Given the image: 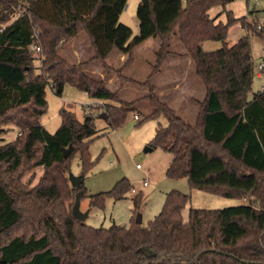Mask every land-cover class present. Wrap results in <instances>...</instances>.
Masks as SVG:
<instances>
[{"label": "trees", "instance_id": "trees-1", "mask_svg": "<svg viewBox=\"0 0 264 264\" xmlns=\"http://www.w3.org/2000/svg\"><path fill=\"white\" fill-rule=\"evenodd\" d=\"M234 0H141L136 17L139 33L120 22L128 0H0V264H264V90L253 92L254 59L250 35L228 42L231 27L242 23L226 6ZM226 11V21H216L213 9ZM43 50V64L35 73L32 53L35 33ZM86 32L94 55L70 63L59 52ZM178 36L190 57L205 96L195 100L193 124L156 93L154 79L162 72ZM159 38L155 62L144 81L124 75L135 49L145 40ZM208 41L221 48L204 51ZM127 55L113 70L109 54ZM117 74L122 83L146 90L142 99L124 101L107 87V76L86 72L92 62ZM264 73V70L262 71ZM105 102V114L85 115L81 122L62 109L61 125L52 134L41 117L47 112V87L61 96L66 85ZM140 100L152 110L139 123H158L149 143L172 154L166 170L171 179L189 180L190 187L223 198L243 201L223 209H183L191 196L167 193L161 213L146 227L133 218L129 226L93 228L74 218L79 197L103 209L107 198H125L132 183L122 178L109 191L88 195L83 179L94 167L89 145L100 137L98 121L110 130L122 126ZM140 115V114H139ZM141 116V115H140ZM17 137L6 140L8 129ZM70 144L74 152L64 157ZM80 154L81 184L69 181L71 162ZM43 168L35 186L25 181L27 172ZM141 192L134 197L139 210Z\"/></svg>", "mask_w": 264, "mask_h": 264}, {"label": "rangeland", "instance_id": "rangeland-1", "mask_svg": "<svg viewBox=\"0 0 264 264\" xmlns=\"http://www.w3.org/2000/svg\"><path fill=\"white\" fill-rule=\"evenodd\" d=\"M252 7L253 4L250 3L248 5L245 0H234L226 6V10L232 11L235 16L241 17L246 15L249 10H252ZM259 9L264 11V3L259 5ZM218 10L221 12L223 9L215 8L212 12ZM131 16L137 19L136 7H134L133 3L129 6L128 16L125 18L127 19V23H130L132 26L134 23L130 18ZM235 26L230 29L228 41L231 43V41L233 42L234 40H237L240 35L242 36L245 33H248L250 35V51L254 59V67L259 63L264 62V36L246 29L240 32ZM155 42L159 41L156 37H152L150 41L145 43L137 51L136 63L131 67L130 71L127 73L124 72L125 76H130L129 78L138 81L146 80V77L151 72V65L156 59ZM182 47L183 45L180 38L178 36L174 37L170 50L177 52V50H180ZM220 48L221 43L215 41H208L202 46V49L206 52ZM39 67L40 62L36 59L35 73L41 71ZM192 72L195 74V68H193V71L188 70V73H191V75H193ZM257 73H259V70L256 69L253 78V91L260 90L264 87V73H259L262 74L261 77H258L256 75ZM106 76L107 87L109 86L110 89L112 88L115 90L116 86L129 87V90L125 91L115 90L124 101L131 102V100L142 99L147 94V92L146 94L141 93L142 89H139L132 84L122 83L116 73L109 75L106 73ZM112 76H115V78L113 82L110 83L109 81ZM95 78L99 79L101 77ZM199 83H201L200 80ZM202 87L203 91H205L203 84ZM196 88L199 87L197 86ZM194 96L197 98L200 97L199 94H194ZM63 97L66 98L64 106H66V108H70L71 106L74 108L76 107L75 116L80 121H83L82 104L85 102L91 103L92 100H90V97L84 95L83 92L76 89L74 90L72 87L67 88ZM163 98L169 100L170 104L175 108L176 113L183 116L187 122L191 124L195 122L192 116L183 114L185 109L183 104L180 102L177 103L170 93H163ZM46 99L48 108L47 112L41 117V119L47 121L46 128L51 133L62 123V119L59 115L62 104L60 98L53 93L49 86L47 87ZM91 108L97 109L94 112L96 118L101 117V114H105L104 104L91 106ZM151 110L152 106L149 101L140 100L136 105V111L132 112V114L128 116L126 122L122 126L116 128V130L108 129L104 118L99 119L98 128L100 130L102 129L100 137L92 141L89 145L91 157L92 160L95 161V164L83 179L84 187L87 190L86 194L96 195L109 191L122 178L129 180L132 183L133 188H135V191L128 192L123 199L115 200L114 198H107L103 209L90 206V198L82 201L80 210L82 212L89 211L88 219L83 222L85 225H89L93 228H109L112 225L129 226L133 218H136L137 222L146 227L152 219L161 213L166 201V194L173 190L191 196V201L183 209V218L185 221H188L191 209H223L244 203L241 200L231 198L226 199L199 189H193L190 187L189 180L186 178L176 180L167 177L166 170L172 160V154L165 150L163 151L161 148H153L149 145L155 136L157 124H166V119L163 117L159 120H148L141 124L139 123ZM134 114H137L138 117H140V120H135ZM17 134V129L9 128L4 137H6V140H13L17 137ZM138 165L140 168L137 167ZM71 166L72 173L76 175L81 173L82 166L79 153L73 158ZM42 174L43 168L39 167L27 172L24 176V180L30 181L31 186H35ZM145 182H147L146 185ZM139 192L142 193L144 198L142 206L139 210H136L133 200L135 195Z\"/></svg>", "mask_w": 264, "mask_h": 264}, {"label": "crops", "instance_id": "crops-1", "mask_svg": "<svg viewBox=\"0 0 264 264\" xmlns=\"http://www.w3.org/2000/svg\"><path fill=\"white\" fill-rule=\"evenodd\" d=\"M141 2V0H128L127 5H126V9L125 11L121 14L120 16V22L124 23L127 26H131L130 23H127V19H125L128 16V11H129V6L132 5V3L134 4V7H136V12L138 9V5ZM227 11V10H226ZM226 11H214L212 12V14L214 16H218L216 21H226ZM236 18H239L238 16H235ZM132 22L134 23L131 27L133 29V33L134 35H137L139 33V25L140 23L138 22V19H135L133 16L130 17ZM237 28V30H240V32H242V30L237 26H235ZM230 32V31H229ZM242 36L240 35L239 38H241ZM239 38L237 40H234L233 42L231 41L230 45L234 44L235 42H237L239 40ZM151 38L145 40L144 43H142L140 46H138L135 51H134V59L133 61L130 63V65L128 67H126L124 70L125 73H127L128 71H130L131 67L134 66V64L136 63V54L137 51L148 41H150ZM159 41V38H156ZM74 41L72 43H70L69 45H67L66 47H63L59 54L61 57L65 58L66 60L70 61L71 63H80L83 60H89L93 57L94 55V51L93 48L91 46V41L88 38V35L86 34V32H82V34L78 35L77 37H75L73 39ZM157 41V40H154ZM160 45V41L159 42H155L154 46L156 48V51L158 50V47ZM222 47V46H221ZM218 50V49H217ZM155 51V53H156ZM214 51V50H211ZM173 52V51H172ZM175 54L169 56V58L167 59V61L164 63V65L162 66V72L154 79V85L156 86V90L157 93L160 97V99L162 101L167 102L172 108V104H170L169 100L164 99L163 98V93H170L172 95V97H174V100L178 103H182L184 106V113L185 115H189L192 116L194 118V120L197 117V110H198V105L196 104L195 100H202L205 96V91H203V87L202 84L199 83V78L195 74L192 72L193 75H191V73H188V70L193 71L194 68V64L192 62V59L190 57L185 56V49L184 47H182L180 50L178 49L177 52H173ZM110 56L107 59V64L110 68H112L113 70L115 69H119L121 68L125 61L127 60V55H123L122 53H120L118 50H114L113 52H111L109 54ZM86 71H88L91 75H93L94 77H101L104 78L106 76V72L104 71L102 65L100 62H92L90 63L87 68ZM258 77H261L262 74L257 73L256 74ZM130 77V76H129ZM115 76H112V78H110V83L113 82ZM199 88H196V87ZM68 87H72L69 84L66 85L65 87V91L66 92ZM109 87V86H108ZM73 88V87H72ZM75 90V88H74ZM111 90H113L111 88ZM115 90H120V91H125V90H129V87L127 86H116ZM113 90V91H115ZM260 90H264V87L261 88ZM258 91V90H257ZM257 91H253V92H257ZM146 90H141V93L146 94ZM204 92V93H203ZM58 98H60L61 100V107H60V111H59V115L62 109H65L67 111H71L75 114V108L74 107H70V108H66V106H64L65 102H66V98H64V93L63 95L59 96L57 95L55 92H53ZM84 95L87 96V93L84 92ZM122 94V93H121ZM194 94H199L200 97L197 98L194 96ZM92 100L91 103H84L82 104L83 107V121L85 120V115H87V105H91L93 106L94 104L100 105V104H104L105 102L103 101H98L95 99H91ZM124 100V99H123ZM175 110V108H173ZM97 109H90V114L92 116H95L94 112ZM176 111V110H175ZM104 115V114H101ZM100 115V116H101ZM137 115V114H134ZM96 117V116H95ZM142 118V117H141ZM42 120V123L44 125V127L46 128V124L47 121ZM81 121V122H83ZM47 129V128H46ZM57 129L54 130V132ZM49 132V131H48ZM54 132H51L52 134ZM76 175V174H75Z\"/></svg>", "mask_w": 264, "mask_h": 264}, {"label": "built area", "instance_id": "built-area-1", "mask_svg": "<svg viewBox=\"0 0 264 264\" xmlns=\"http://www.w3.org/2000/svg\"><path fill=\"white\" fill-rule=\"evenodd\" d=\"M187 0H182V2H186ZM246 4H253V7H252V10H249V12H247L246 15H244L245 17V20L247 21V24L251 25L252 26V31L253 32H256L257 34L259 35H263L264 36V14H263V10L259 9V5L261 3H264V0H245ZM238 27L241 29V30H244L246 29L247 30V27L242 24V23H239ZM38 32L35 33V36H34V44L32 46V53H33V56L38 59V61L40 62V67H42V64H43V60H44V57H43V50H42V46H41V43L38 39ZM259 70V73H261L263 70H264V62H261L259 63L258 65H256L255 67V70ZM49 88H51V90L53 92H56V89L49 86ZM97 104H94L93 106H95ZM90 108H91V105H87V113L88 115H91L90 114ZM135 117V120H140V117H138V115H134ZM138 168H140V166L138 165L137 166ZM147 184V182H145V185ZM135 189L132 191L134 192ZM243 202L245 203H250V200L248 198H244Z\"/></svg>", "mask_w": 264, "mask_h": 264}, {"label": "water", "instance_id": "water-1", "mask_svg": "<svg viewBox=\"0 0 264 264\" xmlns=\"http://www.w3.org/2000/svg\"><path fill=\"white\" fill-rule=\"evenodd\" d=\"M104 115H101L103 117ZM63 155L64 157H68L72 152H74V146L73 144H70L68 148H64L63 150ZM81 176L80 175H75L74 173L71 172L69 175V181L71 182L73 187H79L81 182ZM81 206V200L79 197L76 198L75 204L72 207V213L75 219L81 222H85L88 219L89 216V211L87 210L86 212H82L80 210Z\"/></svg>", "mask_w": 264, "mask_h": 264}]
</instances>
